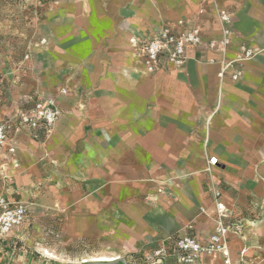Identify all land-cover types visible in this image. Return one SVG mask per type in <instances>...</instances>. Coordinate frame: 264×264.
<instances>
[{
    "label": "crops",
    "instance_id": "obj_1",
    "mask_svg": "<svg viewBox=\"0 0 264 264\" xmlns=\"http://www.w3.org/2000/svg\"><path fill=\"white\" fill-rule=\"evenodd\" d=\"M51 2L41 83L3 81L0 119L40 95L56 96L61 113L48 136L17 130L0 148V196L46 206L37 213L59 221L60 236L103 250L74 264L102 255L181 264L171 253L159 263L152 252L178 234L206 241L218 190L235 218L257 221L245 223L243 236L230 234L234 263L264 264V211L253 206L264 199V0ZM219 9L233 22L228 56L239 43L261 51L240 79L221 81L219 64L208 61L221 55L205 47L191 49L181 69L147 72L140 43L182 18L206 40L218 38ZM210 156L219 163L209 171ZM9 236L0 239V264H65L18 249ZM195 264L223 260L204 255Z\"/></svg>",
    "mask_w": 264,
    "mask_h": 264
},
{
    "label": "built area",
    "instance_id": "obj_2",
    "mask_svg": "<svg viewBox=\"0 0 264 264\" xmlns=\"http://www.w3.org/2000/svg\"><path fill=\"white\" fill-rule=\"evenodd\" d=\"M199 13H203L200 10ZM216 19L220 25V36L206 40L202 28L186 18L173 24H162L156 34L138 45L143 64L149 73H155L167 65L181 69L190 58L191 49L205 47L219 53L220 58L211 57L209 62L219 64L218 77L221 81L229 74L234 81L241 78L247 62L253 60L261 51L247 43H239L233 57L228 56L233 43L232 17L226 11L218 10ZM3 79L0 78V102L2 100ZM61 95L69 94L68 88H62ZM61 108L58 98L50 95H40L31 100L29 105L9 119H0V148L7 142L10 133L27 130L34 137L48 136L53 130ZM10 151H15L14 147ZM219 163L217 156L208 159V170ZM222 194L214 192L216 209L214 232L200 241L196 237L183 234L169 236L159 245L153 255L161 263L170 253L175 254L181 264H195L202 256L219 255L223 264H235L230 250V234L243 236L245 223L257 224L256 220L243 221L234 216L221 199ZM30 206L24 200L10 199L0 196V239L6 238L17 227L24 224L29 216ZM205 212V208L201 209ZM259 264V263H257Z\"/></svg>",
    "mask_w": 264,
    "mask_h": 264
},
{
    "label": "rangeland",
    "instance_id": "obj_3",
    "mask_svg": "<svg viewBox=\"0 0 264 264\" xmlns=\"http://www.w3.org/2000/svg\"><path fill=\"white\" fill-rule=\"evenodd\" d=\"M51 1L0 0V78L9 85H22L27 79H36V82L41 83L43 15ZM0 176L4 179L3 173ZM27 203L30 206L28 218L16 228L14 237H8V241L14 242L16 248L28 249L44 260H59L65 264H74L82 261V257H93L103 251L95 243H74L63 238L58 231L59 221L37 213V208L42 210L46 206L35 207L31 202ZM253 206L264 211V199L259 203L254 202ZM39 247L56 250L58 258L50 259Z\"/></svg>",
    "mask_w": 264,
    "mask_h": 264
},
{
    "label": "water",
    "instance_id": "obj_4",
    "mask_svg": "<svg viewBox=\"0 0 264 264\" xmlns=\"http://www.w3.org/2000/svg\"><path fill=\"white\" fill-rule=\"evenodd\" d=\"M79 264H129L128 260L122 256L113 257L110 260H90Z\"/></svg>",
    "mask_w": 264,
    "mask_h": 264
},
{
    "label": "bare ground",
    "instance_id": "obj_5",
    "mask_svg": "<svg viewBox=\"0 0 264 264\" xmlns=\"http://www.w3.org/2000/svg\"><path fill=\"white\" fill-rule=\"evenodd\" d=\"M41 249V248H40ZM44 251V250H43ZM45 252V251H44ZM46 253V252H45ZM48 253V252H47ZM49 254V253H48ZM102 255V254H101ZM108 255V254H107ZM110 255H112V254H110ZM53 257V256H52ZM58 257V256H57ZM97 257V256H96ZM110 259H112V257L111 256H103L102 255V257H101V260H110Z\"/></svg>",
    "mask_w": 264,
    "mask_h": 264
}]
</instances>
